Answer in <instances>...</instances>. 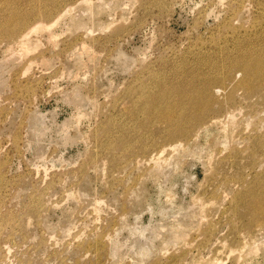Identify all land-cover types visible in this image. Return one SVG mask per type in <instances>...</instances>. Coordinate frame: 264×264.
<instances>
[{
    "label": "rangeland",
    "instance_id": "374dc122",
    "mask_svg": "<svg viewBox=\"0 0 264 264\" xmlns=\"http://www.w3.org/2000/svg\"><path fill=\"white\" fill-rule=\"evenodd\" d=\"M263 70L264 0H0V264H264Z\"/></svg>",
    "mask_w": 264,
    "mask_h": 264
},
{
    "label": "bare ground",
    "instance_id": "6f19581e",
    "mask_svg": "<svg viewBox=\"0 0 264 264\" xmlns=\"http://www.w3.org/2000/svg\"><path fill=\"white\" fill-rule=\"evenodd\" d=\"M21 38H22V37H21ZM256 63H257V62H256ZM261 63H262V62H261ZM255 65H256V64H255ZM257 66H258V65H257ZM251 67H252V66H251ZM255 67H256V66H255ZM258 67H259V66H258ZM249 69H250V68H249ZM249 69H248V70H249ZM258 69H259V68H258ZM251 71H252V70H250V72H249V71H248V72L251 73ZM260 71H262V70L260 69L259 72H260ZM263 72H264V70H263ZM256 73H257V71H256ZM261 73H262V72H261ZM261 73H260V74H261ZM254 74H255V73H254ZM258 74H259V73H257L256 75H258ZM262 74H264V73H262ZM258 77H260V75H258ZM166 117H167V116H166ZM167 118H168V117H167ZM169 118H170V117H169Z\"/></svg>",
    "mask_w": 264,
    "mask_h": 264
}]
</instances>
